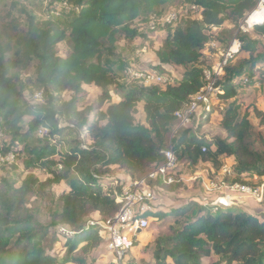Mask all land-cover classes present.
<instances>
[{"label": "trees", "instance_id": "obj_1", "mask_svg": "<svg viewBox=\"0 0 264 264\" xmlns=\"http://www.w3.org/2000/svg\"><path fill=\"white\" fill-rule=\"evenodd\" d=\"M173 1L66 0L70 11L66 7L63 14L51 12L44 21L33 15L24 27L13 19L5 23L0 14V130L26 147L17 156L24 159L26 169L46 170L50 175L43 181L30 174L20 185L9 177L1 180L0 264H89L90 254L105 242L102 227L92 224L94 215L105 222L120 209L112 187L104 188L105 178L113 168L131 180L145 174L164 162L170 141L181 165H211L220 170L223 157H233L240 174L264 177V136L255 129L250 114L242 112L239 99L240 82L251 85L264 69V22L254 26L256 38L238 32L240 52L248 56L231 60L216 82L220 99L227 103L221 121L225 137L207 139L191 134L187 127L173 134L176 112L189 105L206 84L205 47L213 39L221 41L212 28H223L228 16L234 21L244 18L257 0H181L184 6H197L198 16L166 24L167 38L155 50L161 65L185 68L173 84L144 85L116 68L117 42L121 37L133 42L139 35L132 22L160 17ZM66 39L72 49L60 56L57 46ZM31 65L37 77L24 82L18 74ZM246 77L249 82L244 84ZM91 85L101 88L92 119L94 109L80 108L84 87ZM24 86L41 91L44 104L30 105ZM112 87L121 93L117 103L111 102ZM67 91L73 95L63 100ZM140 104L145 124L136 119ZM254 111L264 125V112ZM41 127L49 129L43 136H39ZM81 130L92 140L86 147L79 141ZM63 181L69 190L61 194L51 222L43 224L39 211L30 206L31 197ZM206 208L191 199L169 214H154L173 219L170 234L158 238L153 247L157 264L168 260L173 264H264V220L238 208L217 212ZM61 226L71 229L62 259L53 254L60 238L51 236V230Z\"/></svg>", "mask_w": 264, "mask_h": 264}, {"label": "rangeland", "instance_id": "obj_2", "mask_svg": "<svg viewBox=\"0 0 264 264\" xmlns=\"http://www.w3.org/2000/svg\"><path fill=\"white\" fill-rule=\"evenodd\" d=\"M66 7H68V11H70V7L67 5L66 0H16L15 3L12 0H0V14L3 15L4 22L10 23L13 19L14 22L20 24L21 27L28 26L29 19L33 15L38 16L39 19L44 21L48 19V14L51 12L53 14H63ZM173 12L178 14L180 20L187 16H198L197 7L195 5L184 6L181 4V0H176L165 5L164 13L160 17L156 16L154 19L153 16L149 22H144L142 18H138L132 22V26L139 30L138 37L133 42H127L124 37H121L114 48V54L118 55V58L115 59L117 63L116 68L120 70L119 73L122 76L128 77L126 70L129 67L131 70H137V72L150 70L151 72H156L158 76L162 78L161 81L156 79V81L159 82L158 85L161 87H165L169 83L173 84L176 78L181 77L185 71L184 67L161 65L155 54V50L161 48L167 38L166 21L164 20ZM248 14H246V16ZM245 17L239 21H234L228 16L227 22L223 28H212V33H214L215 36H219L221 41L213 39L211 42H214L215 45H211V42L206 45L202 67L212 69L214 66H217L221 61L223 51L233 44V41L238 36L239 30H242L240 29L242 24L246 25V30H242V33H249L253 38H256L255 34H253L254 28L247 27L244 21ZM154 21H156V26L152 28V22ZM57 48L60 56H66L72 49V43L70 40L66 39L59 43ZM108 50H110V47H108ZM247 56L248 54L240 52L233 58V61ZM159 67L164 71H160ZM18 76L24 82L29 81L31 78L35 79L37 76L35 74L34 65H31L27 70L19 73ZM255 78L256 79L253 80L249 86H244L243 83L240 82L242 91L239 99L243 106L242 112L250 114L255 129L264 136V125H262L261 119L254 111V109L257 108L264 112V69L258 71ZM136 82L144 83L143 80H137ZM84 88L85 94L80 102V108H88V110L94 109V111L90 113L92 119L94 112L98 110L96 103L98 96L101 94V88L95 85L85 86ZM111 90L113 94L111 102H119L121 100V93L116 90V87H112ZM22 92L25 100L30 105L39 106L44 104L45 96L41 91H31L29 87L24 86L22 87ZM72 95L73 92H65L63 94V100H70ZM108 104L109 103H106L102 109L105 110ZM226 106V102L221 100L219 96L216 97L214 95L213 101H211V111L202 110L196 112L195 117L187 127L191 130V134L203 136L207 139H211L215 136L225 137V130L221 127V121ZM138 109L139 111L136 114L137 122L145 124L143 105L140 104ZM48 130L49 129L46 127H41L39 136H43ZM78 137L81 144L85 147L92 141L89 139L90 136L85 130L78 132ZM25 150V146H19L8 134L0 130V182L4 177H9L17 181V185H20L30 174L36 175L43 181L50 177L46 170L26 169L23 162L24 159L21 157L17 158L19 152ZM222 160L223 163L220 170H215L211 165L209 167H205L204 165L190 166L188 163L184 162L179 166V171H176L179 179L177 178L175 183L170 184L172 187H166L161 180L151 182L154 191H157L156 195L158 198L154 213H162L163 215L169 214L172 210L186 205L191 199H196L201 204L206 205V211L217 212L213 209L217 210L216 204L220 206L218 203L219 198L226 197L231 200L233 199L234 204L224 207V209L238 208L240 210H246L248 213L258 216L260 220H264V203H262L264 198L260 201L254 195L235 191L232 188L233 183H242V181L251 185H258L260 182H263L264 177H259L254 173L240 174L236 170V160L233 157H223ZM213 178L216 179L214 182L212 180ZM218 178H220L221 181H226L225 187L219 188L221 187V181ZM127 183V176L124 172L118 168H113L109 174V178H105L104 180V188L107 190V188H110L112 185L123 187ZM67 190H69V184L63 181L43 192L36 191L31 197L30 206L39 211L38 218L41 223L48 224L51 222V214L59 209L60 196ZM227 202L229 205V201ZM150 218H152L150 227L145 233L141 234L131 252L133 257H138L139 260L143 262L154 261L153 247L155 242L158 238L170 234V225L173 223L171 217L161 218L151 215ZM92 220L98 221L100 217L95 214ZM70 232L71 229L68 226H61L51 230V236L58 235L60 238V242L55 244L53 250V254L58 255L60 259L64 258L67 254L65 242ZM128 236L133 238L131 235ZM111 256V254L106 255V243L104 242L101 247L90 254L89 264L106 263ZM168 262H170L169 264H173L170 260H168Z\"/></svg>", "mask_w": 264, "mask_h": 264}, {"label": "built area", "instance_id": "obj_3", "mask_svg": "<svg viewBox=\"0 0 264 264\" xmlns=\"http://www.w3.org/2000/svg\"><path fill=\"white\" fill-rule=\"evenodd\" d=\"M254 13L264 14V0H257L256 7L245 17L244 21L249 28L255 26L249 24L247 21L248 17ZM178 20V14L173 12L169 14L164 21H166L165 24L170 25ZM155 26L156 21L152 22V28ZM214 29L217 28L214 27ZM240 29L246 30V25L242 24ZM211 45H215V43L211 42ZM241 46L242 43L236 38L233 41V44L223 51L221 61L217 66H214L212 69H203L206 84L201 91L193 97V100L189 105L176 112L177 123L173 134L179 129L188 127L195 117L196 112L202 110L211 111V101H213V96L215 95L218 97L221 91L220 87L216 85V82L224 74V67L240 52ZM126 73L128 77L133 80H143L145 84H142L144 85H150L151 83L158 84L159 82L156 81V79L159 81L162 80L156 72H151L150 70L137 72V70H131L129 67L126 70ZM243 80L244 84L249 82L248 77ZM180 165V161L177 159L172 142L170 141L169 148L165 151L164 162L151 168L145 174L131 180L123 187L111 186L112 192H110L120 204V209L113 217L105 222L99 220L92 221V224H98L102 227L106 243V255H112L106 263L100 262V264H157L154 262L155 260L143 262L139 260L138 257H133L131 252L141 234L145 233L150 227L152 219L150 216L155 214L154 208L157 206L156 202L158 198L156 195L157 191H154L151 182L161 180L166 186L175 183V180L177 178L179 179L176 171H179ZM218 179L220 180V178ZM212 180L214 182L216 179L213 178ZM225 186L226 181H221V187L219 188ZM232 188L235 191L254 195L260 201L264 198V180L262 183H259V185L235 182L232 184ZM109 189L110 188H107V190ZM227 201H229V205ZM233 201V199L231 200L230 198L221 197L218 201L220 206L216 204L215 206L217 210H213L218 211L224 207L230 206L234 204ZM139 230H141L140 234L138 233ZM128 235L133 236V238H130ZM169 263L170 262L167 261L165 264Z\"/></svg>", "mask_w": 264, "mask_h": 264}, {"label": "bare ground", "instance_id": "obj_4", "mask_svg": "<svg viewBox=\"0 0 264 264\" xmlns=\"http://www.w3.org/2000/svg\"><path fill=\"white\" fill-rule=\"evenodd\" d=\"M248 23L251 25L262 24L264 22V14L254 13L248 17Z\"/></svg>", "mask_w": 264, "mask_h": 264}, {"label": "crops", "instance_id": "obj_5", "mask_svg": "<svg viewBox=\"0 0 264 264\" xmlns=\"http://www.w3.org/2000/svg\"><path fill=\"white\" fill-rule=\"evenodd\" d=\"M253 28H254V27H253ZM127 181H128V182L131 181V178L127 177Z\"/></svg>", "mask_w": 264, "mask_h": 264}, {"label": "water", "instance_id": "obj_6", "mask_svg": "<svg viewBox=\"0 0 264 264\" xmlns=\"http://www.w3.org/2000/svg\"><path fill=\"white\" fill-rule=\"evenodd\" d=\"M138 233L140 234L141 233V230H139Z\"/></svg>", "mask_w": 264, "mask_h": 264}, {"label": "clouds", "instance_id": "obj_7", "mask_svg": "<svg viewBox=\"0 0 264 264\" xmlns=\"http://www.w3.org/2000/svg\"><path fill=\"white\" fill-rule=\"evenodd\" d=\"M258 25H261V24H258Z\"/></svg>", "mask_w": 264, "mask_h": 264}]
</instances>
